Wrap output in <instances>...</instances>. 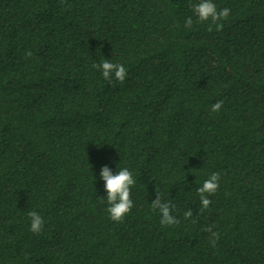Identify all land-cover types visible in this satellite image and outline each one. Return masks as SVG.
Masks as SVG:
<instances>
[{
  "label": "trees",
  "instance_id": "1",
  "mask_svg": "<svg viewBox=\"0 0 264 264\" xmlns=\"http://www.w3.org/2000/svg\"><path fill=\"white\" fill-rule=\"evenodd\" d=\"M213 2L219 29L199 0H0V264H264V0ZM105 166L136 181L119 223Z\"/></svg>",
  "mask_w": 264,
  "mask_h": 264
},
{
  "label": "clouds",
  "instance_id": "2",
  "mask_svg": "<svg viewBox=\"0 0 264 264\" xmlns=\"http://www.w3.org/2000/svg\"><path fill=\"white\" fill-rule=\"evenodd\" d=\"M193 14L196 16L199 22H205L209 19L212 24H215L217 29L221 27L220 21L226 20L230 15V9L224 7L217 10V5L213 0H199V3L192 5ZM193 20L188 17L186 20V26L191 27ZM211 30V26L209 27ZM26 57L32 55L31 51L25 53ZM93 67L102 70V75L105 80L111 82L113 79L123 83L127 75L126 68L123 64L113 63L108 60H104L100 64H95ZM223 105V101H218L212 105L211 111L218 112ZM100 175L106 182L104 187L107 191V214L112 221L117 223L122 222L126 214H128L132 207L133 201L131 197V187L135 184L133 174L129 169L122 168L116 174H112L108 167H103ZM220 174L213 172L208 179H206L202 186L197 188V193L201 202V210L207 209L211 203L209 196L215 194L219 188ZM153 210H158L161 215L160 223L162 226H171L178 223L177 217L171 214L175 205L170 202H164L161 199V194L157 192V197L151 202ZM31 217L30 230L33 233L39 234L43 228L44 220L35 211L28 213ZM193 215L192 210L189 209L184 213V217L188 218ZM205 231L211 233L212 245L215 246L216 240L219 239L218 234L212 231L211 227L205 228Z\"/></svg>",
  "mask_w": 264,
  "mask_h": 264
}]
</instances>
